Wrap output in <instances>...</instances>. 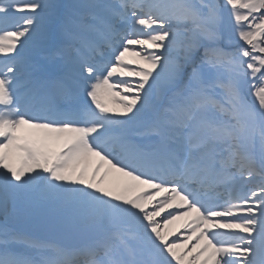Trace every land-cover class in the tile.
Here are the masks:
<instances>
[{"label": "snow or ice", "instance_id": "6c2138e0", "mask_svg": "<svg viewBox=\"0 0 264 264\" xmlns=\"http://www.w3.org/2000/svg\"><path fill=\"white\" fill-rule=\"evenodd\" d=\"M0 214V264H264V0H0Z\"/></svg>", "mask_w": 264, "mask_h": 264}, {"label": "bare ground", "instance_id": "6f19581e", "mask_svg": "<svg viewBox=\"0 0 264 264\" xmlns=\"http://www.w3.org/2000/svg\"><path fill=\"white\" fill-rule=\"evenodd\" d=\"M51 2H55V3H72L75 2V0H51ZM221 3H223V0H220ZM44 47H52L54 48L53 44H47L44 45L42 48ZM236 47H244L247 48L248 45L244 44L243 41H239L238 37L235 36V34H233V44L229 46V50L235 49ZM41 48V49H42ZM52 48L50 50H52ZM33 51L35 50V48L32 45H29L28 47V51ZM46 55V51L43 54V57ZM105 96L104 93H102V98ZM110 107H116V105L114 104H109ZM112 174H110L111 176ZM110 179H108V181H115V180H120L122 179V177H120L119 175L117 176H111L109 177ZM158 220L160 218H157ZM189 219L188 217H184L182 219L176 220L174 221L171 225L168 226V231H172V230H178V235H187L190 233H187L185 229L181 228L180 225L183 224L185 222V220ZM4 222V216L2 214H0V224H3ZM12 225L14 227H16L20 232H22L23 234H25L27 237L34 239L38 242H40V240H42V238H49V237H57V246L58 247H62L61 244L67 243V242H75L78 237H70V234L66 231L54 228V227H50L49 231L44 230L42 227V223L38 222L36 224H31L32 219L27 218V217H17L15 216V214H13L11 221ZM163 227V225H162ZM36 231L41 232V236L40 238L37 237V235L35 234ZM42 243V242H41ZM194 243V241H193ZM48 245H52L54 246V244H48Z\"/></svg>", "mask_w": 264, "mask_h": 264}, {"label": "rangeland", "instance_id": "374dc122", "mask_svg": "<svg viewBox=\"0 0 264 264\" xmlns=\"http://www.w3.org/2000/svg\"><path fill=\"white\" fill-rule=\"evenodd\" d=\"M249 84H245V87H244V92H245V95H246V97H247V99H249V97H250V94H249V92L247 91V86H248Z\"/></svg>", "mask_w": 264, "mask_h": 264}]
</instances>
